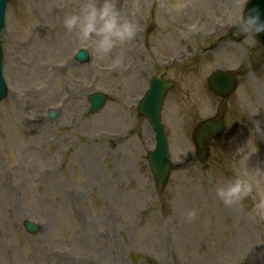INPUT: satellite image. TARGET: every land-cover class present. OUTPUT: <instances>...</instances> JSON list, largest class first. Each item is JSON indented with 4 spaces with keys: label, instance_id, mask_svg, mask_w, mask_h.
Here are the masks:
<instances>
[{
    "label": "rangeland",
    "instance_id": "1",
    "mask_svg": "<svg viewBox=\"0 0 264 264\" xmlns=\"http://www.w3.org/2000/svg\"><path fill=\"white\" fill-rule=\"evenodd\" d=\"M80 3L9 1L0 264H264V219L252 216V200L230 207L215 196L217 182L244 166L235 149L252 135V120L264 128V47L254 36L229 37L246 0H118L139 26L119 63V49L98 58L65 29L64 15ZM81 46L90 52L85 64L71 59ZM135 46L137 63L123 71ZM219 67L240 72L226 101L207 83ZM155 74L174 81L162 109L174 164L163 188L148 162L154 132L137 104ZM94 91L109 99L90 113L87 96ZM256 107L249 119L245 112ZM52 109L56 118L48 116ZM220 110L227 129L202 164L191 132ZM255 143L248 164L264 167V138ZM253 178L264 187V176ZM189 209L194 218L186 216ZM26 219L40 230L28 232Z\"/></svg>",
    "mask_w": 264,
    "mask_h": 264
},
{
    "label": "clouds",
    "instance_id": "2",
    "mask_svg": "<svg viewBox=\"0 0 264 264\" xmlns=\"http://www.w3.org/2000/svg\"><path fill=\"white\" fill-rule=\"evenodd\" d=\"M62 22L68 32L74 33L81 42L88 44L101 59L116 49L120 50L122 56L124 47L135 38L139 30L135 20L118 6V0H81L78 10L65 14ZM231 28L233 37H256L257 34L264 33V11L256 5L247 9L244 7L236 15ZM248 43L254 44L255 41L250 39ZM114 62L119 63L120 57H115ZM260 108L256 107L245 113L252 119ZM252 124V135L235 149V154L239 153V157L243 159V168L232 178L218 181L215 196L230 207H238L250 198L253 202L252 216L264 219V187H261L259 180L253 178L264 176V167H250L248 164L251 155L257 151L256 137L264 138V128L260 127L259 119H253ZM196 215L195 209L186 212L189 219Z\"/></svg>",
    "mask_w": 264,
    "mask_h": 264
},
{
    "label": "water",
    "instance_id": "3",
    "mask_svg": "<svg viewBox=\"0 0 264 264\" xmlns=\"http://www.w3.org/2000/svg\"><path fill=\"white\" fill-rule=\"evenodd\" d=\"M8 0H0V44L2 30L5 24V10ZM253 5L258 6L264 11V0H251L247 8ZM246 8V9H247ZM259 39L264 44V33L257 34ZM1 47V45H0ZM1 53V50H0ZM87 59V55L83 56V61ZM2 58L0 55V100L5 95V81L2 77ZM210 86L214 91L223 97H228L236 87V73L218 69L209 79ZM171 85V82H165L162 78L156 77L153 79L152 86L147 92L145 98L140 103V111L148 116L149 121L156 133V144L154 149L149 152L150 165L154 171L156 181L159 187H163L169 177L172 168V161L169 154L168 138L161 120V106L164 99L166 89ZM106 99L103 93H94L90 96L91 111L99 109ZM225 122L222 120V114H218L213 118L200 122L194 131V139L198 148V159L206 161L209 155V141L213 137L223 134ZM26 226L30 231L37 232L40 228L34 221H26Z\"/></svg>",
    "mask_w": 264,
    "mask_h": 264
},
{
    "label": "bare ground",
    "instance_id": "4",
    "mask_svg": "<svg viewBox=\"0 0 264 264\" xmlns=\"http://www.w3.org/2000/svg\"><path fill=\"white\" fill-rule=\"evenodd\" d=\"M119 57H122V56H121V53H119Z\"/></svg>",
    "mask_w": 264,
    "mask_h": 264
}]
</instances>
